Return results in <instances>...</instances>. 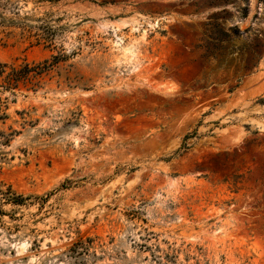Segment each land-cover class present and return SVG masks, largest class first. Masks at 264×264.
<instances>
[{
	"label": "rangeland",
	"instance_id": "rangeland-1",
	"mask_svg": "<svg viewBox=\"0 0 264 264\" xmlns=\"http://www.w3.org/2000/svg\"><path fill=\"white\" fill-rule=\"evenodd\" d=\"M54 56L0 87V264H264V0H0Z\"/></svg>",
	"mask_w": 264,
	"mask_h": 264
},
{
	"label": "trees",
	"instance_id": "trees-1",
	"mask_svg": "<svg viewBox=\"0 0 264 264\" xmlns=\"http://www.w3.org/2000/svg\"><path fill=\"white\" fill-rule=\"evenodd\" d=\"M59 59L60 58L54 56L51 62L46 60L44 63L34 66L28 63L18 66L13 63H0V87L9 91L20 90L21 86L28 84L32 81L33 77L40 76L49 70L55 63H58L60 61ZM10 201L19 205L24 202V198H22V196H14ZM1 213L0 210V214Z\"/></svg>",
	"mask_w": 264,
	"mask_h": 264
}]
</instances>
